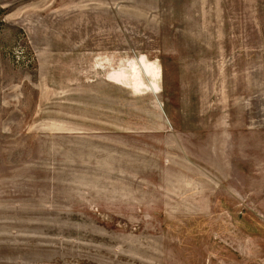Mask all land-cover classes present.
I'll return each mask as SVG.
<instances>
[{
	"label": "rangeland",
	"instance_id": "1",
	"mask_svg": "<svg viewBox=\"0 0 264 264\" xmlns=\"http://www.w3.org/2000/svg\"><path fill=\"white\" fill-rule=\"evenodd\" d=\"M0 264H264V0H0Z\"/></svg>",
	"mask_w": 264,
	"mask_h": 264
},
{
	"label": "crops",
	"instance_id": "2",
	"mask_svg": "<svg viewBox=\"0 0 264 264\" xmlns=\"http://www.w3.org/2000/svg\"><path fill=\"white\" fill-rule=\"evenodd\" d=\"M124 78V76H122V79Z\"/></svg>",
	"mask_w": 264,
	"mask_h": 264
}]
</instances>
